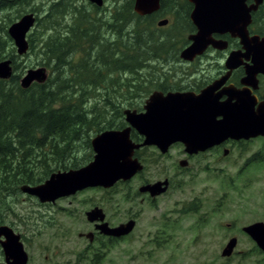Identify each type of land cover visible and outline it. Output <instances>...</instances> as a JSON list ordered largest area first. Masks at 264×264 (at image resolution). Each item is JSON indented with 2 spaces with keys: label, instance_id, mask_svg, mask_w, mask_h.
Returning <instances> with one entry per match:
<instances>
[{
  "label": "rangeland",
  "instance_id": "1",
  "mask_svg": "<svg viewBox=\"0 0 264 264\" xmlns=\"http://www.w3.org/2000/svg\"><path fill=\"white\" fill-rule=\"evenodd\" d=\"M59 2L69 3L71 8L75 7L77 10L84 7L91 12L92 17H96L95 12L83 5L81 0H23L18 8L0 12V35H3V30L7 32L9 22L13 23L17 20V16L24 14V12L36 11L40 18L29 32V38L31 36L33 38L34 48L28 49L24 55L18 56L21 57L17 59V67L20 69L17 72L20 77L27 70L45 67L46 62L41 58L40 51L42 43L50 32L48 29L43 30L42 24H46L47 21L42 19L48 13L49 7ZM120 2L123 4L125 0H119V6L121 5ZM178 4L180 5L179 2ZM172 6L173 4L165 7L166 10L156 16L152 28H150L155 30L157 35H165L171 41L164 46L163 51L147 55L148 58L140 74L127 75L131 79L130 84L138 85L139 89L137 91L134 89L133 93H130L133 97L131 100L132 107L124 109L137 111L142 109L145 97L149 89L152 88L146 81V77L149 74L157 73L160 69L157 64H152L155 57L162 56V58L166 57V60L171 61L181 49L189 26L186 21L180 20L181 7L176 5V10H169L172 9ZM74 16L75 14L71 11L64 12L62 16H55V20L58 17L60 19L63 17L61 24L68 25L73 22ZM100 19L105 21L103 16ZM163 19L168 20L167 25L157 26V22ZM144 26L143 24L134 27V29H142ZM104 31L103 29L102 33L110 37L108 32ZM8 47L9 49L14 48L13 43ZM9 49H5L6 54L9 53ZM146 64H148L147 68H145ZM169 72L171 74L173 72L178 73V69ZM46 73H51V69H47ZM99 94L100 97H90L87 102V109H91L94 105L98 108L101 98L105 95L104 90ZM122 95L128 94L123 93ZM118 96V94L115 95V97ZM112 117L113 114L110 113L109 118ZM90 119L97 125L93 123L88 126L87 132L82 133L74 143L73 148L64 154H68L71 159L75 157L74 160L80 163L79 168L92 161L94 155L91 147L88 150V147L85 146V137L92 138L97 134L98 127L101 126L97 122L100 121L99 116L94 120L92 117ZM261 147H264V143H261ZM86 157L91 159L87 161ZM62 158L63 155L61 154L58 157L49 155L48 162L39 163L37 161L36 167H34V174L38 175L36 178L47 174V178H44L46 180L50 174L67 171L63 170L64 167L66 168V164H63L64 158L60 162L62 168L59 169L58 162ZM149 174L150 172L145 173L144 177L149 176ZM227 175L231 176L234 182H232L231 188L220 187L215 190V212L210 223L213 226L210 225L209 229L202 230L199 225L195 229V224H190L193 220L179 216L176 219L184 228L172 231V234H169V231L163 234L159 230L162 202L154 207L135 204V210L141 213L138 230L127 239L121 240L111 251L89 248V251L85 253L84 247L87 241L86 239H79L78 234L91 230L87 225L85 212L95 206L100 207L107 214V221L115 225L127 221L130 209L133 211L126 198L127 183L119 185L113 192L115 194L102 190L78 192L71 197L58 199L54 204H42L36 198L21 193L20 187L26 185L22 183L14 189V192L10 191V196L6 198L7 208L5 211L1 210L0 214L4 217L6 224L22 236L30 264H90L92 255L99 258L97 264H258V260L263 255L258 253L259 249L255 243L240 229L256 222H264V162H258V166H252L244 171L241 176L232 171H227ZM217 186V182H215V187ZM220 201L225 204H220ZM169 221H171L170 218ZM237 229L241 233L237 232V235H234V238L236 237L238 240L233 253L229 257H222V249Z\"/></svg>",
  "mask_w": 264,
  "mask_h": 264
},
{
  "label": "trees",
  "instance_id": "2",
  "mask_svg": "<svg viewBox=\"0 0 264 264\" xmlns=\"http://www.w3.org/2000/svg\"><path fill=\"white\" fill-rule=\"evenodd\" d=\"M175 1L161 0L160 9L144 17L136 15L131 2L125 1L114 7L108 21L97 15L92 17L84 7L77 10L69 3L53 4L42 19L47 21L42 24L43 30L48 29L50 33L40 51L51 73L43 83H32L26 89L18 83L17 57L14 48L9 49L12 41L3 30L0 61H13V75L9 81H0V211L6 210V198L19 184L37 185L48 176L36 178L37 161L48 162L49 155L58 157L61 154L66 164L63 170L79 168L75 157L71 159L64 154L73 148L82 133L87 132V127L95 123L90 117L93 120L100 117L97 134L124 127L123 110L132 107L130 93L139 89L138 85L130 84L127 75L140 74L147 55L163 51L171 41L150 28L165 7L173 4L169 10H176ZM69 11L75 14L71 24H61L63 17L55 20V16ZM143 24L142 29H134ZM103 29L110 37L102 33ZM29 43L30 48H34L33 38ZM5 49H9L8 54ZM103 90L105 95L98 108L94 105L87 109L90 97H100ZM116 94L120 97H115ZM110 113L112 118H109ZM84 144L89 150L91 138L85 137ZM89 154L91 156L90 151ZM63 158L58 162L59 169ZM4 220L0 214V223ZM258 253L263 255L258 264H264V252Z\"/></svg>",
  "mask_w": 264,
  "mask_h": 264
},
{
  "label": "flooded vegetation",
  "instance_id": "3",
  "mask_svg": "<svg viewBox=\"0 0 264 264\" xmlns=\"http://www.w3.org/2000/svg\"><path fill=\"white\" fill-rule=\"evenodd\" d=\"M125 1L131 2L133 9L134 0ZM22 2L23 0H0V7H2L0 12L5 9L10 10L18 8V5ZM81 2L83 5L95 11L98 17L103 16L106 21L110 19L114 7L119 4V0H102V6L98 7L87 0H81ZM120 3L122 4V2ZM253 3V0H246V8L251 7ZM175 4L181 7V20H185L189 28L179 52L175 54L173 59L168 58L171 59V61L166 60V57L162 58V56L157 57L155 55L156 57L155 60L152 61V64L158 65L160 68L158 72L160 73H152L153 76L149 74L148 77H146V81L152 88L149 89L142 107L153 92H161L163 95L170 92L199 95L206 88L214 86L212 95L218 98V102L230 100L231 103H234L235 100H231L230 94L227 95L226 92L229 90L236 92L243 91L249 94L250 100L253 101L254 111L256 109H258V111L262 109L264 106V72L261 71V67L264 65V61H262V58L264 59V0L256 9L250 10V22L246 26L249 37H258V72H252L249 77L248 70L251 66H254L255 63L253 62L252 55L247 52V47L243 44V39L236 36L237 29L235 28L224 33H211L210 39L213 43L217 42L216 44L212 43L207 45L202 51L195 53L191 60L182 59L180 57L182 50L191 44L189 38L198 33V28L190 19L194 6L188 0H176ZM28 13L34 16L35 25L40 19L36 14L37 12L29 10ZM28 13L24 12V14ZM24 14L17 16V20ZM11 24L12 23H10V25ZM235 27L238 28L237 25ZM29 32L26 35V40L28 42V49H31L29 40L32 36L29 38ZM15 55L17 57V62V59L21 57H18L20 55L16 53V49ZM164 55L166 56L167 54ZM10 61L13 75V61L11 59ZM148 64H146L145 68H147ZM17 69L20 71L18 67ZM174 69H178V73L173 72V74H171L169 71ZM12 75L5 81H9ZM22 77L19 76L18 78L19 84ZM0 81L4 80L0 79ZM142 111L141 109L137 112ZM219 120H221V117H216L215 121ZM124 124L122 128L109 130H122L127 127L125 121ZM207 129L209 130L210 127ZM96 135L97 134L94 136ZM218 135L220 139L218 143L215 142L216 144L213 146L196 153L187 152L184 144L181 142L171 144L164 153L155 146L140 147L133 151L132 160H136L140 164L141 169L128 181H118L114 186L108 189L95 187L77 191L76 193H86L88 191L102 190L103 192L113 193L119 185L127 183L126 198L133 210L131 211L130 209L129 218L127 221L123 222L131 223L132 228L127 235L121 237L104 234L97 228V226L102 223H105L109 229L117 228L120 224H123L119 223L115 225L107 221V214L104 213L103 210V221L89 222L87 220V225L91 230L86 233L78 234L79 239H86L87 241L84 252L87 253L89 248L92 250L111 251L121 240L127 239L135 233L140 225L141 215V213L135 210V204L154 207L159 202H162L159 230L162 231L161 233L163 234H165L166 231L172 234V231L177 229L182 230L184 228L182 224L178 222V219H176L179 216H185L187 219L193 220L190 224H195V229L198 228V225L202 230L209 229L210 225L212 227L213 225L210 223L212 221L211 217L215 212V190L220 187L231 188V184L234 182V179L227 175V171L237 172V175L241 176L244 171L252 166H258V162H264V147H261V143H264V136L244 138L242 133H240L239 136H235L234 133H231L225 134L221 138V135ZM129 136L134 144H141L144 140V138L133 129H131ZM148 172H150L149 176L153 177H144V174ZM216 178L217 181H215ZM215 182H217V187H215ZM157 183L161 184L159 186L161 192L158 194L152 195L148 191L142 190L147 185H154ZM219 198L223 199L221 197ZM219 203L225 204L223 201ZM86 213L87 212H85V215ZM169 218L171 221H169ZM2 226L9 227L15 234H18L24 248L22 236L10 225H7L6 221L0 223V227ZM243 228L244 227L241 229L239 228L242 233H244ZM237 232L241 233L237 229L236 233L231 235V238H234ZM244 234L250 239L246 233ZM236 240L238 239L236 238ZM0 241H4V237H1ZM25 253L27 255L26 264H30L29 256L26 251ZM98 259L96 255H92L90 264L95 262V264H97ZM0 264H7L1 246Z\"/></svg>",
  "mask_w": 264,
  "mask_h": 264
},
{
  "label": "water",
  "instance_id": "4",
  "mask_svg": "<svg viewBox=\"0 0 264 264\" xmlns=\"http://www.w3.org/2000/svg\"><path fill=\"white\" fill-rule=\"evenodd\" d=\"M87 1L98 7L103 3L102 0ZM188 1L194 6L190 19L198 28V33L189 38L191 44L182 50L180 57L191 60L195 53L213 43L210 39L211 33H224L235 28L236 36L243 39V44L246 45L247 52L252 55L255 63L251 66L252 69L249 68L248 77L252 72H258V37H249L246 26L250 22V10L256 9L263 0H253L254 3L249 8L245 6L246 0ZM159 9L160 0H134L133 11L139 16L151 15ZM34 23V16L28 13L7 29L16 53L20 56L28 50L26 35ZM167 23L168 20L163 19L157 22V26L162 27ZM10 64L9 59L0 61L1 80H6L12 75ZM45 70L38 68L26 71L20 79L21 88L26 89L33 82L43 83L47 78ZM261 71L264 72V65ZM213 88L214 86H210L199 95L173 92L163 95L161 92H153L146 100L142 112L123 110L126 128L107 130L91 139L94 155L87 165L78 169L58 171L38 185H22L21 193L34 197L43 204L53 203L59 198L73 195L86 188H111L118 181H128L141 169L140 164L132 160V155L135 149L143 146H155L164 153L171 144L181 142L187 152L196 153L218 143L220 141L218 134L221 138L231 133L235 136L242 133L244 138L264 136V106L259 111L258 109L254 111V103L250 100L249 94L233 90L227 91L226 94H230L231 100H235L234 103L230 100L218 102V98L212 95ZM216 117H221V120L215 121ZM131 129L144 138L141 144L132 143L129 136ZM160 185V183L147 185L142 190L152 195L158 194L161 192ZM86 219L89 222L103 221L102 209L92 208L86 213ZM97 228L104 234L121 237L130 232L132 225L126 222L117 228L109 229L102 223ZM243 231L255 242L260 251H264V222L248 225ZM1 237H4V241H0V246L7 264H26L27 255L20 236L11 228L2 226ZM236 243V238H231L222 249L221 256H231Z\"/></svg>",
  "mask_w": 264,
  "mask_h": 264
}]
</instances>
